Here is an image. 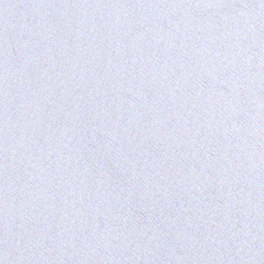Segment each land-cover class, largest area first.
<instances>
[{
	"label": "water",
	"instance_id": "95a60500",
	"mask_svg": "<svg viewBox=\"0 0 264 264\" xmlns=\"http://www.w3.org/2000/svg\"><path fill=\"white\" fill-rule=\"evenodd\" d=\"M0 264H264V0H0Z\"/></svg>",
	"mask_w": 264,
	"mask_h": 264
}]
</instances>
